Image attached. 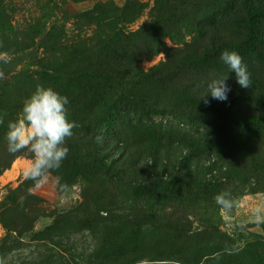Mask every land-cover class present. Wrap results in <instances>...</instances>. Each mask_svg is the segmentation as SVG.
I'll return each mask as SVG.
<instances>
[{
	"label": "rangeland",
	"instance_id": "obj_1",
	"mask_svg": "<svg viewBox=\"0 0 264 264\" xmlns=\"http://www.w3.org/2000/svg\"><path fill=\"white\" fill-rule=\"evenodd\" d=\"M52 29L63 48L40 49L9 79L0 153L24 101L37 85H51L37 72L63 71L77 50L86 56L69 67L85 76L75 89L56 82L69 120L99 117L78 106L98 99L88 86L102 83L89 80L106 71L102 63L128 82L114 134L102 132L121 157V176L95 193L100 178L87 166L75 177L50 174L35 189L23 179L31 153L8 165L0 155L4 264H264V0H0V45L8 38L31 51ZM231 45L247 65L249 88L213 55ZM225 74L227 100L201 98ZM208 156L220 174L201 166ZM223 191L234 201L229 210L216 203Z\"/></svg>",
	"mask_w": 264,
	"mask_h": 264
},
{
	"label": "trees",
	"instance_id": "obj_2",
	"mask_svg": "<svg viewBox=\"0 0 264 264\" xmlns=\"http://www.w3.org/2000/svg\"><path fill=\"white\" fill-rule=\"evenodd\" d=\"M242 21L243 20L239 22L242 23ZM244 25H246L249 30L247 34L248 41H254L256 33L251 32L253 23H251L249 20H246ZM1 47L2 48L0 52H8L12 56L11 62L9 64L0 65V67H3L5 73V77L0 79V116H3V104L7 97V92L10 90V86H8L9 79L17 74L20 75V72H18L19 68L24 66L29 58L36 56L40 49H44V51L49 52L55 51L59 48L62 49L63 44L61 43V37L59 34L52 29V31L49 33L47 32L46 34H41V36L37 38V41H34L31 51L27 49H18V46L12 44L8 38L4 40V44H2ZM65 49H69V46H66ZM232 49L236 50L232 45L227 46L224 50H218V52L213 55L221 56L225 50L233 51ZM210 55L211 54H206V58ZM84 56H86V54L78 53L77 50H74V54H68V59L66 61L67 65L63 71L57 72L55 68H51L48 65L45 66L43 72H37V75L40 79H47L49 82H51L50 87L56 91L58 90L56 89V82L65 83L66 86H64V89H67L69 86H71V89H75L77 83L80 82L85 76V73L84 71L71 70L69 65L73 63H81L82 61H80V57H83L82 59H84ZM96 56L99 59V56L101 55L98 54ZM107 64L108 63H102V65H106V71L103 72V74H92L95 77H90L89 79H99L102 81L100 84L95 83L96 85L88 86L89 91L91 93H96L98 99L92 103H86L83 101V104L78 106V112L80 114H84L87 111L91 117L98 114L99 117L96 118L98 121H95L96 119H92L91 124L84 122H79L77 123L78 125L76 124L77 126H80V129L76 128V131L73 132L74 134L72 138L67 141L66 146L68 147L69 152L67 154V158L62 163L64 166L63 171L58 173H55V171L51 172V174H65L75 177V174L79 175L87 166H91V173L99 176L100 178V181L98 179V184L94 185L93 190L95 193L99 189L102 190L105 188L106 185L110 184V181L117 182V178L121 176L119 169L122 166L121 157L115 159L114 155L111 153V150L114 148L113 140H111L109 136L104 135L102 132L106 131L107 133L114 134L113 132L117 125L120 114V103L122 102L123 98L122 94L126 92L128 82L123 84L125 75L120 71H109L107 69ZM142 75L146 76L144 73H142ZM105 94H109V100L102 99L101 96ZM100 134H102L103 140L102 142H97L96 137ZM21 153L12 155L7 151V149H4L3 153H0V155L4 154V156L10 158L7 162L8 165V163L20 156ZM90 157H96V159H94L92 163H88V158ZM211 158L214 161H212ZM201 166L208 174L218 175L222 171V169L216 164L215 156H208L205 158L201 162ZM65 175H62V177ZM258 225L264 230V224ZM6 230L9 232L12 231L7 226Z\"/></svg>",
	"mask_w": 264,
	"mask_h": 264
},
{
	"label": "clouds",
	"instance_id": "obj_3",
	"mask_svg": "<svg viewBox=\"0 0 264 264\" xmlns=\"http://www.w3.org/2000/svg\"><path fill=\"white\" fill-rule=\"evenodd\" d=\"M220 58L230 72L235 73L240 87H251V76L247 65L237 51L225 50ZM11 59L12 56L8 52H0V65L9 64ZM4 77L3 67H0V79ZM227 79V74L212 79L207 85L208 91L201 98L210 93L213 99L227 100V93L231 90L225 83ZM204 102L207 104L208 100L204 99ZM68 103V97L52 87L37 85L35 91L24 101L20 116L8 123L7 151L12 155L24 151L32 154V160L23 172V179L33 181L35 189L46 185L51 172L58 170L67 158L69 149L65 142L73 136V129L77 127L74 121L68 119ZM4 115L6 116L7 113ZM3 123L4 116H0V125ZM96 140L102 142V134L97 135ZM56 179L58 183L60 178ZM32 191L33 189L30 188L29 192ZM215 199L216 203L226 210L231 209L234 203L231 194L227 191L219 193ZM256 211L260 210L256 209ZM0 264H4L2 258Z\"/></svg>",
	"mask_w": 264,
	"mask_h": 264
},
{
	"label": "built area",
	"instance_id": "obj_4",
	"mask_svg": "<svg viewBox=\"0 0 264 264\" xmlns=\"http://www.w3.org/2000/svg\"><path fill=\"white\" fill-rule=\"evenodd\" d=\"M212 158H213V157H212ZM212 158H211V160L214 161V160H213L214 158H213V159H212Z\"/></svg>",
	"mask_w": 264,
	"mask_h": 264
}]
</instances>
